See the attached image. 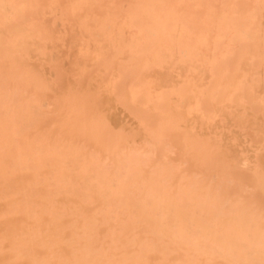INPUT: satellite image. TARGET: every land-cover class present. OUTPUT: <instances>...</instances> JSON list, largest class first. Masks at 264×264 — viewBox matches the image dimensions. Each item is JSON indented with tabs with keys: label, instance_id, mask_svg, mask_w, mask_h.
<instances>
[{
	"label": "bare ground",
	"instance_id": "obj_1",
	"mask_svg": "<svg viewBox=\"0 0 264 264\" xmlns=\"http://www.w3.org/2000/svg\"><path fill=\"white\" fill-rule=\"evenodd\" d=\"M63 41L66 48L69 43L80 47L84 44L80 50L90 49V54L100 52L99 56L114 59L120 79L157 90L155 93L145 88L141 96L143 102L134 104L136 109L131 111L135 118L140 114L145 117L143 127L147 130L143 128L144 133H141L145 138L136 140L142 144L145 142L141 141H148L150 150L138 155L137 161H134L136 157L133 159L135 153L130 156L127 151L130 157L124 159L128 161L126 165L120 163L119 168L120 158L114 159L120 172L115 169L112 174L108 170L111 174L104 176L96 172L93 174L96 179L92 175L94 180L91 176L88 181L83 180L81 186L86 190L82 188V191H73L63 183L64 179L65 183L82 179L80 176L77 180L76 176L81 171H75V166L74 170L68 167L82 159H78L79 156L69 159L74 150L70 153L62 147L60 151L52 149L55 151L52 153L68 152L65 154L68 163L63 154L64 157L55 159L59 165V159L61 163L64 161L62 166L72 169L71 173L77 172L73 174L75 177L69 172L67 178L61 175V179L58 173L65 171L59 169L65 168L60 166L55 167L56 180L52 179L56 177L52 170L53 175L52 171L47 172L51 178L41 176V181H37L33 163L36 157L30 156L31 162L23 159L24 154L31 152L29 144L32 143L24 133L27 127L23 124L29 126L27 133H32L30 129L36 128L33 124L39 120L41 123L46 114L53 115L41 101L39 107L46 109L42 111L45 114L40 112L39 115L35 108L36 97L40 94L43 98L49 86L44 87L33 77V61L41 56L55 58L58 51L60 55L63 51L56 47ZM85 44L102 46V50L95 51L96 47L87 45L84 50ZM109 47H112L110 52L106 49ZM75 49L73 45V60L79 53ZM91 58L95 60L93 55L89 62ZM96 60L95 64L100 63L99 57ZM102 63L98 67L101 68ZM38 67H34L36 73ZM75 68L73 71H77L78 66ZM161 68H166L162 74L159 73ZM98 76L96 74L95 78ZM92 77L86 85L88 89L84 88V95L96 88V84H91ZM45 79L51 83L47 76ZM153 79L159 81V86L153 85ZM118 82L124 91H119L117 101L128 107L132 102L127 104L125 99L127 81ZM70 85L76 101L79 89L72 85L73 90ZM51 89L52 94L56 93L52 86ZM66 93H63L65 97ZM109 97L104 98L109 102ZM29 99L33 101L31 106H35L33 112L30 103L27 104L34 113L30 115L35 119L36 114V118L40 117L38 121L26 122L31 116H27L28 110H22ZM81 99L84 100L83 96ZM49 103L52 109L57 107V103ZM71 105L63 108L65 116L61 118L59 114L60 119H66L67 113L70 116L64 119L68 130L63 132L69 134L78 130V137L83 135L84 138L87 135L85 124L94 128L98 125H95L97 117L84 119L85 108L74 111ZM52 118L48 119L50 122L38 124L37 128H48L45 126L54 122ZM99 118L103 122L105 117L98 116V122ZM131 120H126L125 124L129 122L130 126ZM131 125V128L127 126L130 131L136 127ZM22 126L26 128L23 131ZM60 129L57 128V132ZM120 130L116 137L115 134L113 138L109 134L110 139L107 136V142L114 138L116 141H109L107 147L110 148L105 145L102 153L115 156L125 149L128 141V146L132 144L128 134L127 141L122 127ZM135 131L140 133L141 128L136 127ZM57 136V139L61 137ZM51 138L49 140L54 142ZM41 139L47 140V137L43 135ZM41 139L39 142L43 143ZM36 143L33 151L39 147ZM133 144L139 149L146 146ZM91 146L94 148V143ZM128 146L127 150H132L133 146ZM80 147L77 148L81 150ZM173 149H176L174 158L169 157ZM37 150L45 154L42 148ZM168 150L172 152L168 154ZM39 151L35 155L40 156ZM82 151L86 155L87 151ZM137 151L131 152L138 154ZM145 155L149 157L145 159ZM45 156L51 158L50 164L53 158ZM42 160L45 162V159L35 162ZM104 161L101 163L108 162ZM103 168L108 169L106 165ZM41 170L44 172L43 168ZM82 176L86 179V174ZM43 181V184L49 183L42 187ZM87 182L94 186L89 183L87 187ZM0 264H264V0H0Z\"/></svg>",
	"mask_w": 264,
	"mask_h": 264
},
{
	"label": "rangeland",
	"instance_id": "obj_2",
	"mask_svg": "<svg viewBox=\"0 0 264 264\" xmlns=\"http://www.w3.org/2000/svg\"><path fill=\"white\" fill-rule=\"evenodd\" d=\"M59 42V41H58ZM60 43V42H59ZM58 43V47H56L58 50H62L64 53L66 52V54L64 55V53L62 54H60L59 55V53H60V51H58L57 49L56 50H54L55 52H57L58 53V55H56L55 56V58L54 57H52V58H47V59H45V58H42V56L40 57V59H35L34 61H33V63H34V65L37 63H39L37 66H39L38 67V70L40 71H37V73H36V65L34 66L33 65V67H32V74H33V77H35L36 78V80H38V82L41 84V85H43L44 87H47V86H49V87H47V89H48V91L49 92H46L47 90H45V94L43 95V98L40 96V94H38V96L36 97L37 98V100H39V103L37 102V100H35L34 102H35V104H36V107L35 106H33V108H32V106H31V104H33L32 102H31V100L28 102V100H27V103L25 102V104H24V106H25V110H22V112H27V110H28V115H27V113H25L27 116H29L30 114H33L34 115V113H32V112H30V110H29V106L27 105V104H29L31 107V111H33L32 109H34L35 110V108L36 109H38V111H37V113L40 115L41 113H43L42 111H44V112H46V109H48V111L49 112H51V113H53V115H51V114H49V115H45V117L47 118H41V123H43V122H45V121H47L49 118H50V121H51V117H53L52 119H54V122L52 121V123L50 124V126L49 125H46L45 127H48V128H44L43 127V129L41 128H37V127H39L40 125H38V124H41L40 123V117L39 118H36V114H35V119H34V117H33V115L31 116V117H33V119H30L29 117H27V116H25V114L23 115V117H27V119L28 120H26V119H24V121L26 120V122L27 121H29V122H31V120H39V122L37 123L36 121V123L35 124H33V125H35V129L38 131L37 133H36V130L34 129V130H32V129H30L31 131L30 132H32V133H27V129H28V127L29 126H27V125H25V123L23 124L25 127H27V129L26 128H24V126H22V131L24 130V129H26L25 131H24V133H25V135L26 136H29V138H30V143L32 144H29L30 146H31V148H30V150H31V152H27L28 154L26 155V154H24V153H26V152H24L23 154L26 156V157H23V159H25V161L27 162V160H30L31 159V157L30 156H32L33 155V157L35 156L36 158L35 159H33V163L35 164V180H37V181H41V176H46L45 178H48V176H49V178H51L50 177V174H47V172H50L51 173V171L52 170H54L55 171V175L54 176H56V177H53L52 176V179H54L55 178V180L58 178V176L56 175V172L58 171L56 168L58 167V168H60V166H62V165H64V164H62L61 163V161H60V159H59V163H60V165L58 164V162H57V158H59V157H64L65 156V154H66V152L64 151V152H56V153H52V152H55V151H53L54 149L56 150V151H58L59 149L61 150L62 149V147H64L65 148V150H66V148H67V150H68V152H73V150H74V152L72 153L73 154V156H71V158H69V159H72V158H74V157H78V159H81V160H79L78 161V164H77V162H75V161H73V164H74V162L76 163L75 165H73V164H71V165H69L68 167H71L72 169H73V166H75V171L77 170V172L78 171H81V173L79 174V173H77V172H75V173H77L76 174V176H77V180H79L80 178V176L82 177V179H80L79 180V182L77 181L76 183H72L71 181H76V178L75 179H70V181H67L66 183H65V179L63 180V183H64V185L66 184L67 185V187L69 188V189H71V190H73V191H82L81 189L83 188L84 189V187L85 186H81V185H83V180H89V179H91V178H93L92 180H94V177H95V179H96V176H94L93 174H95L96 172H97V174H102V176H104V175H110L111 173H112V171H113V173L115 172V169H116V171H117V173H118V171H119V166H120V163H122V165H126V163L128 162H126V160H124V159H126V158H128V157H130V156H132L133 154L132 153H135L133 156V159L136 157H139L138 155H140L141 153H145L146 154V150H150V149H147V146H148V141H145L144 139V141H141V142H145L144 144L146 145V146H144V148H142L143 146L142 145H144V144H142V143H140V141L138 142L136 139H139V138H145L144 137V134H143V136L141 135V133H144L143 132V128H145V127H143V125H144V123H145V117L143 116V114H140V116H136V118L135 117H133V115H135V114H133L132 112V110H135L136 109V106H134V104H138L139 102H143V100H142V98H141V96H142V91H146L145 90V88H149L151 91H153V92H155V93H157V90L155 89V88H152L153 86H148V85H146L145 86V88L144 87H142L141 85L140 86H138L137 85V83H133V82H131L130 80H128V79H120L119 78V76L117 75L119 72H116V71H119L118 70V66H117V63L116 62H114V59H111L110 60V58H108V57H106V56H104V55H101V56H99L100 55V52H99V55H97V53L98 52H95L94 54H90V51H88V50H90V49H88L87 50V52H86V54H85V52L83 51V50H80L79 48H81L82 46H84V44L83 45H81V44H79V45H81V47L80 46H78V45H76V44H72V45H70V43H69V46L66 48V45L64 46V44H66V42H64L63 41V44L61 45V44H59ZM68 43V42H67ZM79 43V42H78ZM61 45V46H60ZM73 45H75V47H76V51H78L79 53H77L78 55L76 56V58L73 60L72 58L75 56H73L72 57V55L73 54H71V52L73 51H71V48H72V46ZM86 45L90 48L91 46H92V48L94 47L93 45H91V44H85V47H84V50L86 49ZM59 46H60V48H59ZM50 47V46H49ZM71 47V48H70ZM97 49L95 50V51H97V50H102L101 49V47L102 46H99V45H96L95 46ZM94 47V48H95ZM50 49V48H49ZM81 49H83V48H81ZM105 49V48H104ZM107 49V51L108 52H110V51H112V50H110V49H112V47H109V48H106ZM75 50H74V53H75ZM92 52H93V50H91ZM81 52H83V54L81 53ZM68 53V54H67ZM81 54H82V56H81ZM85 55V56H84ZM94 55V61H92V58H91V61L92 62H89L88 60L90 59V56H93ZM77 57H80L79 59L77 58ZM99 57V61H100V63L101 62H104V64L102 63V65L104 66H102L101 68L100 67H98V66H100L101 64L100 63H98V64H95V61L96 62H98L96 59ZM72 60H73V63H72ZM79 60V61H78ZM80 60H83L82 62V65H81V62H80ZM88 61V64L89 65H87V61ZM74 61H76V62H74ZM85 61V62H84ZM110 61V62H109ZM42 62H43V64H45L43 67H42ZM46 62V63H45ZM78 62H80V65L82 66V69H83V66L85 67V64L87 65L86 67H88V69L86 70V67H85V70L83 69V71H82V73H80V71L82 70L81 69V67L78 65ZM40 63H41V65H40ZM75 63V65H77L78 66V68H77V66H74L73 64ZM92 63H94V65L92 64ZM22 64H25V66H26V63L23 61L22 62ZM90 64H92L93 66H91L90 67ZM25 66H23V67H25ZM53 66V67H52ZM76 67L77 68V71L76 70H74L73 71V69H74V67ZM97 66V67H96ZM36 69H35V68ZM44 67H47V70H44ZM79 67H80V69H79ZM96 67V68H95ZM111 67V68H110ZM122 67V66H121ZM121 67H119V68H121ZM42 68V69H41ZM75 68V69H76ZM96 70H98L97 72H95V73H93L94 72V70L95 69ZM98 68V69H97ZM103 68V69H102ZM46 69V68H45ZM93 69V71H91L90 72V70H92ZM112 69V71H110ZM165 69L166 68H161L160 69V74H162V73H164L165 72ZM167 69H169V68H167ZM49 70V71H48ZM102 70V71H101ZM73 71V72H72ZM77 72L76 74L74 73V72ZM88 71V72H87ZM100 71H101V73H100ZM39 72V73H38ZM47 72H49V73H47ZM50 72H51V74H50ZM78 72H79V74L80 75H78ZM86 72V73H85ZM112 72V73H111ZM45 74V76H47V78L49 79V81H51V83H52V85H51V83L50 82H46V79H45V76H44V74ZM75 74V75H73V74ZM100 73V74H99ZM38 74V75H37ZM39 74H41L42 76H40ZM53 74V75H52ZM97 74V76L99 75L100 77L102 76L103 78L101 79L99 76V78L98 77H96L95 78V75ZM111 74V75H110ZM53 77H52V76ZM72 75V76H71ZM90 75V76H89ZM44 76V77H43ZM51 76V77H50ZM59 76H62V77H59ZM75 76V77H74ZM92 76H94V79L93 80H95V81H93L92 80V82H91V84H93L94 86H95V84H96V88H94L93 89V87H92V89L93 90H91V92L89 93V92H87V94H86V92H85V95H84V88H86V90L88 89L87 87H86V85H87V83L89 82L90 83V77H92ZM114 76V77H113ZM117 76V77H116ZM50 77V78H49ZM93 78V77H92ZM157 78H158V76H157ZM43 79H45V80H43ZM47 79V80H48ZM53 79V80H52ZM85 79V80H84ZM105 81H104V80ZM43 80V81H42ZM84 80V81H83ZM98 80V81H97ZM116 80V81H115ZM121 80V82L122 81H124L125 83H126V81H127V85H125L124 87H125V92H128V95L127 94H123V95H127V96H125L126 98V100H127V104H129L130 102H132V103H130L129 104V106L128 107H124L122 104H120L118 101H117V99L118 98H120L117 94H120V92L119 91H124L123 89L124 88H122L123 86H121L122 84L120 83V82H118V83H116L117 81H120ZM40 81H42V83L40 82ZM100 81V82H99ZM104 81V82H103ZM44 82H45V84H44ZM60 82V83H59ZM69 82H74L76 85H74V84H72V85H74V87L76 86V88L75 89H79V94L81 95V97L83 96V98H84V100L83 99H81V97H80V95H78L79 97L76 99V101L74 100V97L72 96L73 94L70 92V87H69V85L70 84H68ZM124 82H123V85H124ZM46 83H47V85H46ZM49 83V84H48ZM85 83V84H84ZM156 83V84H155ZM64 84H67L66 86L64 85ZM102 86H101V85ZM142 85H144L145 83H141ZM159 81L158 82H155L154 81V79H153V85H155V87H157L156 85H158L159 86ZM60 85H64L63 87V89H61V91H60V87H62V86H60ZM72 85H70V86H72ZM116 85V86H115ZM133 85H136V86H133ZM51 86H52V88L53 89H56L55 91H56V93L54 92V94H56V96L54 95V94H52V89H51ZM80 86V87H79ZM82 86H84V87H82ZM88 86H90V84H88ZM99 86V87H98ZM117 86H118V88H117ZM69 87V88H68ZM114 87H115V89H114ZM91 88V87H90ZM89 88V89H90ZM108 88H109V90H108ZM132 89V91L133 92H130L131 91V89ZM72 89H73V86H72ZM80 89L81 90H83V91H80ZM97 89V90H96ZM102 89V90H101ZM130 89V91H128ZM74 90V89H73ZM94 90L95 91H97V92H95L94 93ZM52 91V92H51ZM65 91V92H64ZM68 91V92H67ZM78 91V90H77ZM68 93V97H67V93ZM72 92H74V91H72ZM76 92V91H75ZM116 92V93H115ZM57 93H61V95H63V93H64V95H65V93H66V97L63 95V97H60L61 95L60 94H57ZM89 93V94H88ZM133 95H135L136 97H138V99H136L135 98V96H133ZM72 94V95H71ZM77 95V92L76 93H74V95ZM110 96L109 97V102L104 98V97H106L107 98V96L108 95ZM130 94V95H129ZM87 95H88V97H87ZM140 95V96H139ZM25 96H26V93H25ZM30 96H33V95H30ZM29 96V97H30ZM47 96L49 97L47 100H46V98H47ZM85 96V97H84ZM90 96V97H89ZM92 96H95V97H92ZM33 97H35V96H33ZM31 98V99H34V98ZM40 97V98H39ZM60 97V98H59ZM87 97V98H86ZM124 97V96H123ZM122 97V98H123ZM128 97V98H127ZM140 97V98H139ZM71 98V99H70ZM132 98H134L133 100H132ZM24 99H25V97H24ZM41 99V100H40ZM80 99H81V101H80ZM128 99H131V100H128ZM43 100V101H42ZM77 100H79V102H77ZM88 100H90V102L88 101ZM116 100V101H115ZM40 101L43 103V106H45V104L47 105L46 107V109H41V105H40V107H39V104H40ZM50 101H52V103H54L53 105H55V103H57L56 105H57V107L56 108H54V106H53V109H52V106H50V104L51 103H49ZM60 101H62V103L60 102ZM65 101H67V102H65ZM73 102V104L75 105H71V104H69V102ZM85 101V102H84ZM88 101V102H87ZM104 101V102H103ZM128 101H130V102H128ZM87 103L85 106H83V103ZM133 102H135V103H133ZM41 103V104H42ZM45 103V104H44ZM48 103H49V105H48ZM80 103H82V104H80ZM89 103V104H88ZM103 103L105 104V105H103ZM114 103L116 104V105H118V106H116V105H114ZM78 104H80V105H78ZM109 104H111V105H109ZM68 106V105H71L70 107H73L74 108V111L75 110H80V109H82V108H85L83 111H85V115L87 114V116H83V117H85L84 119H88L89 117H90V119L89 120H91V118H93L94 120H95V118L98 120V116L100 117V116H102V117H105L106 119L108 118V116H109V118L107 119L108 120V122H109V124H108V122H107V120H105V118L103 119V122H102V118H99V122H101V123H99L97 120H96V124L95 125H99L100 124V126H98V129H97V126H95L94 128H92L91 127V125H88V124H85V132L87 133V135L86 136H84V138H82L83 137V135H82V137H81V135H79V137H78V130H77V132H75V131H73V133H69V134H72V135H70V136H68L69 134H67V133H65L66 132V128H67V130H68V124H67V121H65V120H67V117H70L69 116V114L67 113L66 114V119L65 118H63V119H60V115H62L61 116V118L63 117V116H65V110L63 109V108H65V106ZM78 105V107H76ZM103 105V106H102ZM130 105H131V107H130ZM48 106H50V107H48ZM83 106V107H82ZM127 106V105H126ZM23 107V106H22ZM35 107V108H34ZM62 107V108H61ZM80 107V108H79ZM101 107H102V109L103 110H101ZM115 107H119L120 108V110H119V112L118 111H116L117 109H119V108H115ZM107 108H109L111 111H112V113H111V111L109 110V109H107ZM130 108H131V110H130ZM87 109V110H86ZM40 110V111H39ZM63 110V111H62ZM107 110V111H106ZM121 110H122V112H121ZM60 111V112H59ZM82 111V112H83ZM87 111H89V112H87ZM103 111H104V113L105 114H102L103 113ZM106 111V112H105ZM110 111V112H109ZM132 111V112H131ZM34 112V111H33ZM41 112V113H40ZM123 112L125 113V114H123ZM128 112V113H127ZM56 113V114H55ZM96 114L95 115V117H93L94 116V114ZM108 113H109V115H108ZM122 113V114H121ZM45 113H43V115H44ZM60 114V115H59ZM78 114V113H77ZM99 114V115H98ZM121 114V115H120ZM133 114V115H132ZM57 115V116H56ZM98 115V116H97ZM115 115V116H114ZM145 115V114H144ZM56 116V117H55ZM123 116H125V118H123ZM38 117V116H37ZM59 117V118H58ZM122 117V118H121ZM133 117V118H132ZM132 119L131 120V122H133V123H131V124H133V126H136V127H139V128H141V132L140 133H137L136 131H135V129H136V127H134L135 129H131V131H130V128L132 127V125L130 124V126H129V122H130V119ZM139 118H141L142 120H140ZM58 119V120H57ZM65 119V120H64ZM37 120V121H38ZM56 120L59 122H56ZM59 120H62L63 122H60ZM72 120V119H71ZM77 120V119H76ZM126 120H128L127 122H128V124H125V121ZM135 120H137L136 122H135ZM139 120V121H138ZM49 120H48V122H50ZM105 121V122H104ZM120 121H122L121 123H120ZM107 122V123H106ZM62 123V125H60ZM63 123H65L66 125H63ZM104 123H106L105 125H104ZM134 123H136V125L134 124ZM37 124V125H36ZM44 124H46V123H44ZM103 124V125H102ZM122 124H124L123 126H121ZM146 124V123H145ZM53 125V126H52ZM30 126H31V124H30ZM42 126V125H41ZM59 126V127H58ZM102 126V127H101ZM108 126V127H107ZM127 126H129V127H127ZM60 127L62 128V129H60ZM89 127V128H88ZM121 127H122V129H123V131L122 132H124V134L126 135V134H128L129 135V137H130V139H129V137H128V135H126L128 138H127V141H128V139L131 141V139H132V144L133 143H135V145L137 144L138 146H142L141 147V149H139L140 147H137V145H136V147L137 148H135V146H134V144L132 145H130V146H133V148H132V150H135V149H137L138 151H137V153L138 154H136V152H131L132 150H131V148L129 149L128 148V150H127V144H129L130 142L128 141H126V140H124V142H127V144H125L126 145V147H125V145H124V147H125V149L122 151V150H120V152L118 153V154H114L115 156H112L110 153V155H106L105 153H102L101 151L102 150H104V146L106 145V148H110V146L109 147H107V145H109L108 144V142L110 141V143L112 142V141H114L115 140V138H114V140H109L108 142L106 141V140H108V139H110V136H111V138H113L112 136H113V134H115V137H116V134H118V133H120L121 132ZM49 128H51L52 130H50ZM57 128L58 129H60L59 130V132H57L58 130H57ZM95 128H96V130H95ZM102 128V129H101ZM106 128H108L107 130H108V132H105V130L104 129H106ZM38 129H40V131L38 130ZM56 129V131L54 132L53 130H55ZM111 131H110V130ZM146 130H147V128H145ZM42 130V131H41ZM46 130H48V131H46ZM63 130H65V132H63ZM103 130V132H101V131ZM106 130V131H107ZM118 130H119V132H118ZM29 131V130H28ZM93 132V133H91V132ZM97 131H99V133H97V134H95ZM35 132V133H34ZM40 132H47V134L45 135V134H43L44 135V137L46 138L47 137V140H49L51 137V139H53L54 138V142L52 141V140H49L50 141V143L51 144H49L51 147H53V148H51V147H49V145L48 144H46V142L48 143L49 141H47L46 139L45 140H42L41 138L43 137V135H42V133H40ZM53 132L54 133H56V135H54L53 134ZM68 132V131H67ZM24 133H23V135H24ZM34 133V134H33ZM50 133V134H49ZM62 133V134H61ZM75 133V134H74ZM102 133V134H101ZM107 133V135L105 136L104 134H106ZM28 134V135H27ZM31 134H33V135H31ZM39 136H37V135ZM51 134L54 136H51ZM61 135V137L60 138H56V137H59V136H57V135ZM65 134H67V135H65ZM110 134V136H108ZM112 134V135H111ZM35 135V136H34ZM65 135V136H64ZM93 135V136H92ZM141 135V136H140ZM36 136H37V139H35L36 138ZM42 136V137H41ZM68 136V137H67ZM73 136V137H72ZM107 136L109 137L108 139H107ZM87 137V138H86ZM119 137V136H118ZM32 138H34V139H32ZM42 140V141H44L43 143L42 142H39L40 141V139ZM64 138H65V140H64ZM86 138V139H85ZM94 138V139H93ZM102 138H106V139H102ZM62 139H63V141H62ZM68 139V140H67ZM76 141H74V140ZM79 139H81V140H79ZM84 139H85V141H84ZM33 140H37L38 142L36 143V142H34L33 143ZM57 140V141H56ZM59 140H61L60 142H59ZM136 140V141H135ZM141 140V139H140ZM52 141V142H51ZM68 141H70V143H68ZM75 143H74V142ZM79 141H80V143H79ZM88 143H87V142ZM116 141V140H115ZM23 142V141H22ZM83 142V143H82ZM137 142V143H136ZM35 143H36V146L38 145L39 147L38 148H36V151H39V150H37V149H40V148H42L43 149V151H45V154H42V153H44V152H42V150H40L41 151V154H39L40 156H38V155H35L37 152L34 150L33 151V144L35 145ZM38 143H40V144H42V145H45V148H43V146L41 147V145L40 144H38ZM78 143H79V145H78ZM94 143V148H93V146H91V144H93ZM113 143V142H112ZM24 144V143H23ZM78 146H77V145ZM124 144V143H123ZM139 144H142V145H139ZM60 147V148H57L56 149V147H58V146ZM72 145V147H70ZM86 145H88V146H86ZM114 144H112V146H113ZM122 145V144H121ZM120 145V146H121ZM69 146V147H68ZM79 148L80 146L83 148H81V150L80 149H78L77 147ZM85 148H84V147ZM120 146H119V148H120ZM130 146H128V147H130ZM150 146V145H149ZM21 147H23V149H24V146L23 145H21ZM74 147H76V148H74ZM114 147H115V145H114ZM117 147V146H116ZM151 147V146H150ZM149 147V148H150ZM48 148V149H47ZM49 148H51V150L49 149ZM72 148V149H71ZM86 148H88V150L86 149ZM98 148V149H97ZM135 148V149H134ZM53 149V150H52ZM121 149H122V146H121ZM168 149V148H167ZM59 150V151H60ZM70 150H72V151H70ZM78 150H80V152H78L77 153V151ZM82 150H86L87 152H85V154L86 155H83L84 153H83V151ZM93 150V151H92ZM170 150H171V148H170ZM32 151H33V154H31L32 153ZM39 151V152H40ZM89 151L91 152V154L89 153ZM94 151L96 152V153H94ZM128 151V153L130 154V156L129 155H126V152ZM141 151V152H140ZM173 151V152H172ZM172 151H170V152H172L171 154H169L170 152H169V150L167 151V153L169 154V157H172L173 156V158L175 157L174 155H175V152H176V149H173ZM35 152V153H34ZM68 152H67V154H68ZM76 152V153H75ZM83 154H82V153ZM70 153H69V155H67V156H70ZM123 154V155H120V154ZM127 153V154H128ZM149 153V152H148ZM46 154H48V156H51L52 158H53V161H51L50 162V164L53 166V167H51V166H49L50 164H49V161H50V159H48V158H46ZM62 154L64 155V156H62ZM80 154H82V156L80 157ZM95 155V156H93V155ZM104 155V156H102V155ZM61 155V156H60ZM75 155V156H74ZM125 155V156H124ZM149 155V154H148ZM29 156V157H28ZM44 156H45V158H44ZM85 156H86V159L88 160L87 162H86V159H85ZM101 156V157H100ZM111 156V157H110ZM127 156V157H126ZM151 156H152V154H151ZM150 156V157H151ZM57 157V158H56ZM149 156H147V155H145V159H147ZM28 158V159H27ZM56 158V159H55ZM84 158V159H83ZM99 158H101L100 160H99ZM106 158H108V160H109V158L110 159H112V160H109L110 161V163H109V161L108 160H106ZM117 158V159H116ZM120 158V160L118 161V159ZM152 158V157H151ZM154 158V157H153ZM152 158V159H153ZM173 158H172V160H173ZM41 159H45V162H43V160L42 161H38V163L37 162H35L36 160H41ZM77 159V158H76ZM114 159L115 160H117L118 162H117V164H118V167L116 166V162H114ZM171 159V158H170ZM169 159V160H170ZM63 160V159H62ZM64 160H67L66 159V156L64 157ZM94 160V161H93ZM104 160H106V161H108V162H106V161H104ZM122 160H124V161H122ZM137 160H139L138 158L137 159H134V161H137ZM32 160H30L29 162H31ZM68 161L69 160H67V161H65V163H68ZM72 161H70V162H72ZM82 161V162H81ZM101 161H104V163L106 162V164H103V162L101 163ZM171 161V160H170ZM174 161V160H173ZM42 162L44 163V164H46L47 165V167H48V170L46 171L45 169L47 168L46 166H44L43 167V165L44 164H42ZM55 162V163H54ZM86 163V165H88V166H90V165H92V167L90 166V167H88V166H86L85 165V163ZM79 163H84V164H79ZM96 163V164H95ZM173 163V162H172ZM42 164V168L44 169L43 171L44 172H42V168L39 166V165H41ZM54 164H55V166H54ZM57 164H58V166H57ZM70 164V163H69ZM103 164V165H102ZM111 164V165H110ZM114 164H115V166L117 167H115L114 168V170H113V167H114ZM152 164V163H151ZM68 165V164H67ZM101 165V166H100ZM106 165V168H108L107 170H103L104 168V166ZM111 167H110V166ZM98 167L97 169H96V167ZM103 166V167H102ZM39 167L41 168V169H39ZM46 167V168H45ZM56 167V168H55ZM62 167H64V166H62ZM85 167V168H84ZM54 168V169H53ZM65 169H63V168H61V169H59V170H62V171H65V172H60V173H58L59 174V177H61V175L63 176V177H65V178H67L68 177V175L71 173V171L73 172V170L72 169H66V167H64ZM92 168H93V171H91V173H90V170H92ZM100 168V169H99ZM112 168V169H111ZM56 169V170H55ZM111 169V170H110ZM67 170V171H66ZM101 170H103L102 172H101ZM111 171V173H109V171ZM54 171H52V174L51 175H53V172ZM41 174H40V173ZM70 172V173H69ZM93 172V173H92ZM120 172V171H119ZM45 173V174H44ZM65 173H66V175H65ZM68 173V174H67ZM75 173H71L72 175L73 174H75ZM109 173V174H108ZM112 173V174H113ZM86 174V176H84V178H86V179H83V176L82 175H85ZM38 175V176H37ZM94 177H93V176ZM74 177H75V175H73ZM91 176V178H89L88 179V177H90ZM39 177V178H38ZM63 177H61V179L63 178ZM44 178V180H46ZM40 179V180H39ZM43 179V178H42ZM82 180V181H81ZM50 181H51V179H50ZM80 181H81V184H80ZM44 183V181L42 182V184ZM47 183H49V182H45V184H43V185H41L42 187H44L45 185H47ZM78 183H79V185L81 186V187H79V185H78ZM86 183V182H85ZM88 184H86V186L87 187H89L90 185H93L91 182H87ZM89 183H90V185H89ZM51 184V183H50ZM53 184H54V182H53ZM95 184V183H94ZM55 185V184H54ZM53 185V186H54ZM89 185V186H88ZM37 187H38V184L36 185ZM39 186H40V184H39ZM40 186V187H41ZM53 186H51V187H53ZM55 186H60V185H55ZM94 186V185H93ZM88 189V188H87ZM84 190H86V189H84ZM83 190V191H84ZM86 195V194H85ZM50 198V197H49ZM48 198V199H49ZM52 199V197L49 199V201H52L51 200ZM42 201V200H41ZM43 201H45V200H43ZM54 201H56V200H54ZM62 201H66V200H62ZM81 201H86V199L84 200V199H81ZM92 201H94V200H92ZM57 202V201H56ZM60 202V201H59Z\"/></svg>",
	"mask_w": 264,
	"mask_h": 264
}]
</instances>
